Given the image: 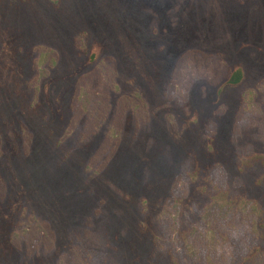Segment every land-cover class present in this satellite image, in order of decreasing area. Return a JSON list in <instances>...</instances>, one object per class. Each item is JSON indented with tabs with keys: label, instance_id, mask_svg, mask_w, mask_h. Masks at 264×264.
Masks as SVG:
<instances>
[{
	"label": "rangeland",
	"instance_id": "rangeland-1",
	"mask_svg": "<svg viewBox=\"0 0 264 264\" xmlns=\"http://www.w3.org/2000/svg\"><path fill=\"white\" fill-rule=\"evenodd\" d=\"M234 68L242 79L226 84ZM233 129L264 148V0H0V250L10 235L22 252L55 251L45 264H149L140 209L163 214L158 199L189 150L236 174ZM236 175L260 199L264 166ZM240 203L195 216L191 264H234L240 251L264 264V218ZM95 216L121 258L64 253L68 232ZM163 218L171 237V207Z\"/></svg>",
	"mask_w": 264,
	"mask_h": 264
},
{
	"label": "trees",
	"instance_id": "trees-1",
	"mask_svg": "<svg viewBox=\"0 0 264 264\" xmlns=\"http://www.w3.org/2000/svg\"><path fill=\"white\" fill-rule=\"evenodd\" d=\"M81 40H75L74 45L83 53L85 46L83 47ZM97 54L96 49L92 50L88 55L89 62L94 61L97 58ZM241 79V70L234 68L233 70H229L225 83L237 84ZM245 99L244 96H241L237 106L238 113L243 111ZM19 130L24 140L26 138V129L22 122H19ZM70 133L66 132L64 137L69 136ZM92 139L95 140V138ZM228 145L232 153L231 165L233 170L237 172L236 174L250 176L257 167L264 166V148L254 149L255 147L246 138L238 136L234 129L230 135ZM74 147L82 148V143L77 142ZM198 157V154L194 150H189L180 158L165 196L158 199L157 206L161 205L163 214L167 211L168 207H171V237H166L167 235L164 232L165 219L163 218V214L158 216V220L155 219L154 221L144 212V209H140L142 219L139 225L143 230L146 225L150 229L149 264H191V260L187 255L189 253V245L183 241V237H185L189 227L199 228V223L194 222L195 216L198 214L197 218L198 216L203 217L209 205H215L218 209L225 207L226 213L229 209L233 208L235 202L241 201L243 204L240 203L239 206H243L244 210H251V212L255 213L258 219L256 223L259 219L264 218V208L261 205L264 193L260 196V199L250 197L249 193L254 191L255 187L253 190L252 186H247L243 178L237 176L234 172L225 170L224 165L219 164V162L212 163L207 159L201 160ZM225 177L231 179V185L226 183ZM223 178L224 183L221 182ZM257 181L259 183V179ZM6 199L7 196L5 194L0 196V211L4 205L6 206ZM14 209L16 213H19L24 208L18 205ZM93 219L92 217L85 218L80 225H76L68 232V245L64 253L72 251L78 244L85 248L88 247V251H96V254L98 253L99 256L103 254L105 258L107 257L112 262L117 260L119 256L121 258L122 253L110 238L107 219H100L96 216L95 219L97 220ZM201 232L203 235L206 234V230L204 229H201ZM252 232L256 233L250 228V233ZM8 237L9 243L7 242V247L0 250L1 264H8L12 256L17 259L16 264H37L42 262L45 264L56 255L55 251L52 250L40 257L34 255L35 250L22 252L19 244L10 243V235ZM163 238H166V240ZM181 247L184 249H181ZM49 249L47 248V250ZM5 252L11 255L9 261V257L7 253L5 255ZM237 258L234 264L253 262L251 255L248 253L243 254L241 251ZM37 259L38 262L35 263ZM56 264H59V262Z\"/></svg>",
	"mask_w": 264,
	"mask_h": 264
}]
</instances>
